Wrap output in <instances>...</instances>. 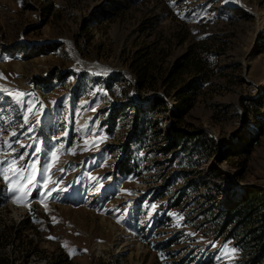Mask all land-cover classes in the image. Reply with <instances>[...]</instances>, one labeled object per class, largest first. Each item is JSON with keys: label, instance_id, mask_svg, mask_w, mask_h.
Instances as JSON below:
<instances>
[{"label": "rangeland", "instance_id": "374dc122", "mask_svg": "<svg viewBox=\"0 0 264 264\" xmlns=\"http://www.w3.org/2000/svg\"><path fill=\"white\" fill-rule=\"evenodd\" d=\"M57 149L51 196L0 177V264H248L214 226L264 192V0H0V161Z\"/></svg>", "mask_w": 264, "mask_h": 264}, {"label": "trees", "instance_id": "16d2710c", "mask_svg": "<svg viewBox=\"0 0 264 264\" xmlns=\"http://www.w3.org/2000/svg\"><path fill=\"white\" fill-rule=\"evenodd\" d=\"M137 87H142L146 81L145 68L136 69ZM180 68L176 65V71L179 73ZM195 85V82H190V89ZM182 89L177 91L179 95V106L183 109L189 108L188 93ZM144 114V113H142ZM253 118L254 124L247 127L238 137L239 144L226 153V156L238 155L239 149L249 148L255 139V135L261 131L262 121H256ZM171 140L168 149H176L182 142V136L179 132L170 133ZM247 152V150H245ZM124 168L122 162L119 169ZM216 213L219 216V222L214 226L215 236L222 239L224 242H233L237 247H240V253L246 259L248 264H264V192L258 189L248 190L241 194L237 201H231L223 210L217 209Z\"/></svg>", "mask_w": 264, "mask_h": 264}, {"label": "snow or ice", "instance_id": "6c2138e0", "mask_svg": "<svg viewBox=\"0 0 264 264\" xmlns=\"http://www.w3.org/2000/svg\"><path fill=\"white\" fill-rule=\"evenodd\" d=\"M26 95L27 94L20 92V93H18L17 99H20ZM25 103H26L27 113L32 114L34 112V105L27 104V102H25ZM27 124H28V116H25L24 117V125H27ZM28 130L31 131L30 128ZM13 135H16V134L13 133ZM18 142L19 141H17V143ZM86 143H87V141H86ZM93 144H95V141H93ZM8 146L11 147V145H8ZM21 147H27V146L21 145ZM62 148H63V145H61V149ZM61 149H57L56 151H53L51 153L52 162L45 165L43 167V169L38 168V162L35 160H33L31 163L20 164L19 163L20 161L26 160V157L28 155L27 153H23L18 157H14L12 160L0 161V177H3L4 180L9 183L10 191H12L14 194H16L17 198H16L15 202L19 203L20 200L23 199V196H26L29 194L32 187L37 186V184H38L37 176L38 175L44 177V182L42 184H40L39 186L43 187L46 190V194L48 196H51V193L53 191L58 190L55 188L49 189L48 185L59 183V181L52 179L50 170L54 167L55 163L58 162V154H59ZM34 151H35V153H39L40 148L36 147L34 149ZM71 154H75V152L73 151ZM60 171L63 172V169H61ZM9 173L11 175H9ZM25 181H27L29 183L28 189H24L22 187V185ZM13 184H15L16 186L12 187ZM225 247H227V245H225Z\"/></svg>", "mask_w": 264, "mask_h": 264}, {"label": "bare ground", "instance_id": "6f19581e", "mask_svg": "<svg viewBox=\"0 0 264 264\" xmlns=\"http://www.w3.org/2000/svg\"><path fill=\"white\" fill-rule=\"evenodd\" d=\"M92 68H95V69H101V68H102V66H101V68H96V67H92Z\"/></svg>", "mask_w": 264, "mask_h": 264}]
</instances>
